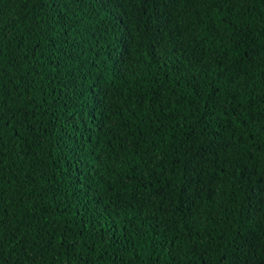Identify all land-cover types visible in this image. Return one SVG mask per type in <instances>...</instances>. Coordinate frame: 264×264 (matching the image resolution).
Segmentation results:
<instances>
[{
	"label": "trees",
	"instance_id": "obj_1",
	"mask_svg": "<svg viewBox=\"0 0 264 264\" xmlns=\"http://www.w3.org/2000/svg\"><path fill=\"white\" fill-rule=\"evenodd\" d=\"M0 264H264V0H0Z\"/></svg>",
	"mask_w": 264,
	"mask_h": 264
}]
</instances>
